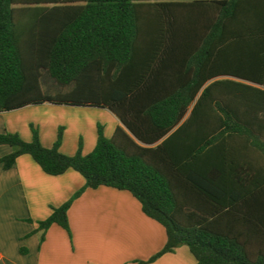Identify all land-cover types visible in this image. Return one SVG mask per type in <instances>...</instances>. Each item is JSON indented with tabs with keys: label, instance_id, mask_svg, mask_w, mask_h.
Instances as JSON below:
<instances>
[{
	"label": "trees",
	"instance_id": "1",
	"mask_svg": "<svg viewBox=\"0 0 264 264\" xmlns=\"http://www.w3.org/2000/svg\"><path fill=\"white\" fill-rule=\"evenodd\" d=\"M66 90L42 88L43 73ZM106 108L93 149L59 151L0 132L4 169L30 155L87 188L126 190L164 227L163 248L198 264H264V0H0V112L28 105ZM31 221V219H27Z\"/></svg>",
	"mask_w": 264,
	"mask_h": 264
},
{
	"label": "crops",
	"instance_id": "2",
	"mask_svg": "<svg viewBox=\"0 0 264 264\" xmlns=\"http://www.w3.org/2000/svg\"><path fill=\"white\" fill-rule=\"evenodd\" d=\"M43 111L28 105L0 112V132H17L29 141L25 116L22 124L15 119L25 113L35 118ZM51 141L42 144L50 147ZM95 143L90 141L84 154ZM9 152L10 146L0 145V157ZM84 184L73 169L55 176L44 173L28 154L18 156L12 168L0 164V264H198L185 245L149 262L165 244L164 227L142 212L130 192L108 186L87 188L72 201L67 211L70 235L52 224L40 242L37 221L47 218L52 207L69 200Z\"/></svg>",
	"mask_w": 264,
	"mask_h": 264
},
{
	"label": "rangeland",
	"instance_id": "3",
	"mask_svg": "<svg viewBox=\"0 0 264 264\" xmlns=\"http://www.w3.org/2000/svg\"><path fill=\"white\" fill-rule=\"evenodd\" d=\"M42 88L50 93L66 90L52 80L45 72L42 76ZM33 106L43 107V113L37 115L35 118L30 117L29 113H25L21 118L15 119L17 123L22 124L25 116V127L28 130H31V126L36 128L41 143L42 140L47 141V139H51L50 147L56 143L60 133L59 151L62 153L68 151V153H64L68 156L76 152L79 143H81V152L85 153V148L88 147L90 141L93 139L96 141V129L98 125L103 127L105 136L110 138L115 127L120 124L116 116L106 108L66 106L49 103ZM19 136L21 137L20 134ZM70 148H75L73 153L70 152Z\"/></svg>",
	"mask_w": 264,
	"mask_h": 264
}]
</instances>
